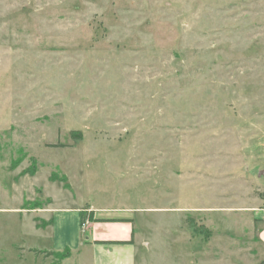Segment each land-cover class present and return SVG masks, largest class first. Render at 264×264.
Masks as SVG:
<instances>
[{
    "label": "rangeland",
    "instance_id": "1",
    "mask_svg": "<svg viewBox=\"0 0 264 264\" xmlns=\"http://www.w3.org/2000/svg\"><path fill=\"white\" fill-rule=\"evenodd\" d=\"M263 197L264 0H0V264H102L39 228L90 202L137 210L134 264H258Z\"/></svg>",
    "mask_w": 264,
    "mask_h": 264
},
{
    "label": "crops",
    "instance_id": "2",
    "mask_svg": "<svg viewBox=\"0 0 264 264\" xmlns=\"http://www.w3.org/2000/svg\"><path fill=\"white\" fill-rule=\"evenodd\" d=\"M247 214H252L254 216L253 227H254V242L256 244V253L254 257L258 259L260 264L264 260V197L254 198L251 204L247 207ZM204 209H195L190 211L200 212ZM40 211L44 214L50 215V220L44 221L39 228L49 230L50 244L47 248L49 251L54 253L62 252V248L70 250L72 253L84 247L85 245L92 248L99 247L100 254L99 257L103 258L102 264L107 261V247L109 244L107 241H116V240H131L132 243L121 244L126 249L130 248V264H134V255H135V209H124V208H109V207H99L93 202L86 208L80 206H70L57 204L56 206H51L48 208H42ZM79 215V217L76 215ZM64 214L73 216V222L76 220V224L82 226L84 219L88 220V230L89 236L81 242L79 245L78 237L76 233V238L73 241V244H70L73 248L69 246V240L65 232L64 224ZM73 214V215H71ZM79 223V224H78ZM66 226V225H65ZM97 241H106V244L103 242ZM118 243V245H120ZM80 246V247H79ZM113 246V245H111ZM111 249V248H110ZM113 252V251H112ZM107 264V263H106Z\"/></svg>",
    "mask_w": 264,
    "mask_h": 264
},
{
    "label": "trees",
    "instance_id": "3",
    "mask_svg": "<svg viewBox=\"0 0 264 264\" xmlns=\"http://www.w3.org/2000/svg\"><path fill=\"white\" fill-rule=\"evenodd\" d=\"M55 146V145H54ZM83 224V222H82ZM97 242H103V243H106V241H97ZM107 242H114V243H121V244H126V243H132L133 242V239L131 240H116V241H107ZM45 252L43 250H39V252ZM260 264H264V260L260 263Z\"/></svg>",
    "mask_w": 264,
    "mask_h": 264
},
{
    "label": "built area",
    "instance_id": "4",
    "mask_svg": "<svg viewBox=\"0 0 264 264\" xmlns=\"http://www.w3.org/2000/svg\"><path fill=\"white\" fill-rule=\"evenodd\" d=\"M85 225V223H83Z\"/></svg>",
    "mask_w": 264,
    "mask_h": 264
}]
</instances>
